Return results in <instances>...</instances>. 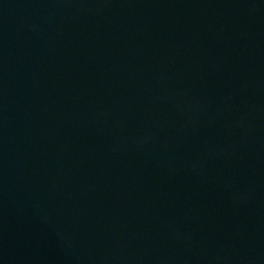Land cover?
I'll use <instances>...</instances> for the list:
<instances>
[{"label":"water","instance_id":"1","mask_svg":"<svg viewBox=\"0 0 264 264\" xmlns=\"http://www.w3.org/2000/svg\"><path fill=\"white\" fill-rule=\"evenodd\" d=\"M0 264H264V0H0Z\"/></svg>","mask_w":264,"mask_h":264}]
</instances>
